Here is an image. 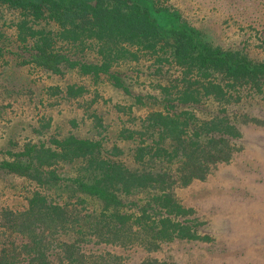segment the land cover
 Segmentation results:
<instances>
[{"label":"trees","instance_id":"trees-1","mask_svg":"<svg viewBox=\"0 0 264 264\" xmlns=\"http://www.w3.org/2000/svg\"><path fill=\"white\" fill-rule=\"evenodd\" d=\"M0 6L18 15L13 55L23 63L55 75L76 70L136 95L148 109L129 121L137 119L136 127L107 129L105 143L72 132L21 146L8 141L0 169L30 188L22 206L1 209L0 264H124L121 253L130 248L154 252L163 243L206 239L176 189L232 160L241 125L257 120L244 104L264 98V59L212 45L163 0H0ZM5 48L0 44V58ZM126 53L152 61L146 74L157 80V93L134 94L125 74L113 70ZM67 88L68 97L82 89Z\"/></svg>","mask_w":264,"mask_h":264},{"label":"rangeland","instance_id":"rangeland-1","mask_svg":"<svg viewBox=\"0 0 264 264\" xmlns=\"http://www.w3.org/2000/svg\"><path fill=\"white\" fill-rule=\"evenodd\" d=\"M163 1L180 9L212 45L264 59V0ZM17 18L0 6L2 29L11 36L6 41L0 39L6 47V58H0V158L8 156L3 149L13 139L21 146L72 132L105 143L107 129L137 126L132 125L137 119L129 121L145 115L148 109L140 105L136 95L125 94L108 82L85 78L76 70L55 75L13 55L19 50ZM140 54L126 53L113 70L125 74L134 94L157 93V80L146 74L152 61ZM70 84L82 88L72 89L74 97H68ZM8 88L14 89L12 95L7 96ZM244 107L257 120L241 125L243 136L235 140L232 160L219 164L206 180L176 189L180 201L195 210L192 217L202 224L199 232L206 239L163 243L154 252L130 248L121 253L124 264H264V98H248ZM29 188L22 178L0 169V214L4 207L22 206Z\"/></svg>","mask_w":264,"mask_h":264}]
</instances>
